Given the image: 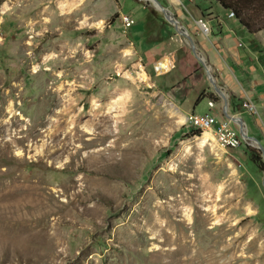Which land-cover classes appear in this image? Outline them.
<instances>
[{
    "label": "rangeland",
    "instance_id": "374dc122",
    "mask_svg": "<svg viewBox=\"0 0 264 264\" xmlns=\"http://www.w3.org/2000/svg\"><path fill=\"white\" fill-rule=\"evenodd\" d=\"M133 31L185 43L144 0H0V264H190L179 249L264 264V173L245 146L264 150L189 128L171 98L185 52L157 75Z\"/></svg>",
    "mask_w": 264,
    "mask_h": 264
},
{
    "label": "crops",
    "instance_id": "0c3cea01",
    "mask_svg": "<svg viewBox=\"0 0 264 264\" xmlns=\"http://www.w3.org/2000/svg\"><path fill=\"white\" fill-rule=\"evenodd\" d=\"M185 2L192 3V0H186ZM185 2L182 5L183 8L177 13L182 22L190 28L197 26L200 20H204L208 26L211 25L212 31L207 34L200 30L189 32L196 43L199 53L203 55L210 67L219 87L226 94L229 113L244 120L250 137H254L257 140L260 139L259 137L264 138V31L250 34L234 18H230L229 14L218 4H212L211 8L213 10L210 12H207L209 8H205L202 4L197 6V8L192 4L191 7L194 9L192 13L185 6ZM133 32L143 49L144 58L147 60L148 66L150 59H155L153 61L155 65L159 60L169 58L174 69L175 55L179 50L185 52L186 59L182 62L181 67L187 73H182L179 76L180 78L176 80L171 96L179 105L183 117L196 114L199 116H216L219 121L228 120L223 113L224 100L214 91L203 65L201 63L197 65L193 59L195 56L192 51L186 49V42L184 43L179 37H172L170 45L174 51L170 52L167 51L169 46L167 40L162 41L161 38L150 41L151 36L155 37L158 31ZM160 32L163 33V31ZM167 33V31H164V34ZM172 44L175 45V49H173ZM218 96L221 100H219ZM205 98L209 99L207 106L211 112L210 114L201 115L197 111L200 103ZM231 99L236 106L235 113L232 112ZM211 101L215 103L214 108L209 106ZM245 102H249L254 106L255 115L243 108V103ZM214 110L219 112L214 115L212 114ZM247 115L253 119L252 127L249 125ZM233 125L235 124L231 122V126L234 128ZM235 126L237 127V125ZM235 130L240 133L239 127Z\"/></svg>",
    "mask_w": 264,
    "mask_h": 264
},
{
    "label": "trees",
    "instance_id": "16d2710c",
    "mask_svg": "<svg viewBox=\"0 0 264 264\" xmlns=\"http://www.w3.org/2000/svg\"><path fill=\"white\" fill-rule=\"evenodd\" d=\"M227 14L233 13L234 20L250 34H255L264 29V0H215ZM132 26L131 28H133ZM232 112H236V106L231 99ZM201 131L197 132L200 136ZM246 154L256 170L264 173V159L259 150L245 146ZM259 205L264 210V198L258 199Z\"/></svg>",
    "mask_w": 264,
    "mask_h": 264
},
{
    "label": "water",
    "instance_id": "95a60500",
    "mask_svg": "<svg viewBox=\"0 0 264 264\" xmlns=\"http://www.w3.org/2000/svg\"><path fill=\"white\" fill-rule=\"evenodd\" d=\"M144 1L147 3V5H151V2L154 4L155 9L163 14L165 20L169 24H171L178 33V35L185 40L186 44L189 46L195 58L198 60L199 63L203 65V67L207 72L209 82L212 85L214 91L224 100L225 103L224 112H223L224 117L239 127L240 135L246 144H249L251 146H257L261 151H263L264 149L259 143V141L256 138L250 137L248 135L244 120L241 117L233 116L229 113V104L226 94L223 91V89H221V87H219V85L217 84V81L213 76L210 67L208 66L203 55L199 53L197 46L195 45V41L192 35L190 34V32L188 31V29L185 26L181 25L177 17L173 13H171L168 9L163 7V5L160 3L159 0H144ZM263 156H264V152H263ZM263 186H264V178H263Z\"/></svg>",
    "mask_w": 264,
    "mask_h": 264
},
{
    "label": "built area",
    "instance_id": "2783aa9c",
    "mask_svg": "<svg viewBox=\"0 0 264 264\" xmlns=\"http://www.w3.org/2000/svg\"><path fill=\"white\" fill-rule=\"evenodd\" d=\"M175 1V3L177 4H181L183 5V3L186 0H173ZM230 18H233V13L229 14ZM199 24L201 25L202 29L204 30V33H209L210 28L208 27L207 23L204 20H200ZM127 27L131 28L132 26H134V22L132 20H130L129 17H127V23L125 24ZM161 60H159L153 67V70L155 72V74L157 75H166L168 73H170L173 70V65L171 67V69L164 73L163 72V68L161 65ZM209 106L210 108H214L215 107V103L213 101L209 102ZM243 108L247 111H249L251 114L255 115L256 114V110L254 108V106L249 103V102H245L243 103ZM195 122H202L204 123V128H220L222 131V141L224 144L227 145L228 149L231 150H239L241 149L245 142L243 140V138L241 137L240 133H238L232 126H231V121H219V119L216 116H199L196 114H190L186 117V124L189 128H193V123Z\"/></svg>",
    "mask_w": 264,
    "mask_h": 264
},
{
    "label": "bare ground",
    "instance_id": "6f19581e",
    "mask_svg": "<svg viewBox=\"0 0 264 264\" xmlns=\"http://www.w3.org/2000/svg\"><path fill=\"white\" fill-rule=\"evenodd\" d=\"M173 2H175V1H173ZM66 6V5H65ZM63 10H64V8H62ZM124 22H125V24L127 23V17H125L124 18ZM162 62H161V65H162V68H163V72L164 73H166V72H168L170 69H171V67H172V62H170V59L169 58H165V59H162L161 60ZM129 78H131V76H128ZM138 80L140 81V82H145L149 87H151L152 85H151V82H150V79H149V77L147 76V74L145 73V71L144 70H141L140 71V73H139V75H138ZM193 128L195 129V130H202V131H205V130H214V128H204V123H202V122H195V123H193ZM217 135H218V138H219V141L225 146V147H227V145L226 144H224L223 143V141H222V131H221V129L220 128H217ZM203 138H205V139H212L213 138V136L210 134V133H205L204 135H203ZM228 148V147H227ZM177 252V254H178V258H180V259H184V261H188V260H190V264H193L194 262V260L196 259V257H197V254L194 252H192L191 250H189V249H179V250H177L176 251ZM174 254V253H173ZM177 258V259H178ZM216 260V259H215ZM214 260V261H215ZM211 262V261H210ZM199 264H208V262H207V260H203V261H200V263ZM211 264H213V262L211 263ZM216 264V263H215Z\"/></svg>",
    "mask_w": 264,
    "mask_h": 264
}]
</instances>
